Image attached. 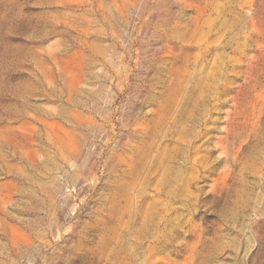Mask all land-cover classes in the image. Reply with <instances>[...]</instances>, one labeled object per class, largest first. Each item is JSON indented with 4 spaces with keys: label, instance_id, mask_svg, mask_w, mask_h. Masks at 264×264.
Here are the masks:
<instances>
[{
    "label": "rangeland",
    "instance_id": "obj_1",
    "mask_svg": "<svg viewBox=\"0 0 264 264\" xmlns=\"http://www.w3.org/2000/svg\"><path fill=\"white\" fill-rule=\"evenodd\" d=\"M0 264H264V0H0Z\"/></svg>",
    "mask_w": 264,
    "mask_h": 264
}]
</instances>
